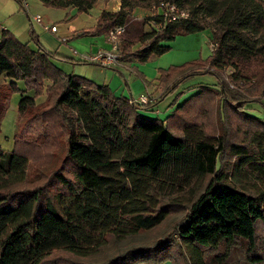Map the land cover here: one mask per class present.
Returning a JSON list of instances; mask_svg holds the SVG:
<instances>
[{"label": "trees", "instance_id": "1", "mask_svg": "<svg viewBox=\"0 0 264 264\" xmlns=\"http://www.w3.org/2000/svg\"><path fill=\"white\" fill-rule=\"evenodd\" d=\"M15 1L26 13L25 0ZM39 1L86 13L98 0ZM159 1L120 0L118 12H102L77 36L127 32L133 8L151 11ZM164 1L187 19H143L138 26L150 32L122 39L121 61L162 56L165 44L207 21L212 50L205 63L160 70L163 91L145 106L65 74L54 61H87L47 52L31 27L25 43L0 31V76L11 80L0 84V119L16 83L44 94L21 116L12 151L0 150V264H227L233 249L244 264H264V118L245 113L263 106L264 1ZM200 74L216 85L176 104L180 85ZM174 95L164 120L143 114Z\"/></svg>", "mask_w": 264, "mask_h": 264}, {"label": "rangeland", "instance_id": "2", "mask_svg": "<svg viewBox=\"0 0 264 264\" xmlns=\"http://www.w3.org/2000/svg\"><path fill=\"white\" fill-rule=\"evenodd\" d=\"M264 1V0H263ZM23 3H27L30 6V12H22L18 4L15 0H0V24L5 25L3 22L5 20H9L11 18H14L16 26L18 28H24V33L22 30L21 35H16V38L20 42H29L30 41V25L28 19L34 15H40L43 17H46L48 19V22H51L50 24H56L57 26L61 27L63 25V20L65 18V12H63L61 9H54V8H47L43 6L39 0H25ZM15 8L19 9V12H13ZM151 13V11H150ZM15 14V15H12ZM76 14H85V13H77ZM30 16V17H29ZM132 25L129 28V32L125 33L122 37V39H132L139 35V33H134L136 30L135 27H138V23L140 22H131ZM140 26V25H139ZM204 26L206 27L203 31L188 35V36H179L177 37L173 42L167 43L165 45H170V50L159 57H153L150 58L145 63H140L136 60H132L134 65L130 64L131 67H142V70L145 71V73L148 75L149 78L155 79L157 76H159L160 70H166L170 68L171 66H181L187 62H193L198 61L199 63H205L208 61L212 44H211V33L212 30L209 28V22H205ZM36 32L37 29H35ZM211 31V32H210ZM35 34V32H34ZM80 34V33H79ZM36 35V34H35ZM37 37V36H36ZM84 37H91V38H100L103 37V35L100 36H77L74 40H71L69 43H74L77 40L84 38ZM106 38V37H105ZM39 41V40H38ZM107 42V41H106ZM40 43V42H39ZM42 43V42H41ZM40 43V44H41ZM45 44V43H42ZM41 46L43 47V45ZM69 44L68 47L63 46L61 47V52L65 54H70L71 48L72 50H75L77 53V57L85 56L87 53L80 52L81 50L77 49L76 47H72V45ZM29 46L32 50L36 49V46L34 43H29ZM47 46V45H45ZM48 47V46H47ZM44 48V47H43ZM138 47H135L134 49H137ZM45 49V48H44ZM46 50V49H45ZM47 52H50L46 50ZM56 55H59L61 57L69 58L67 56H64L62 54L50 52ZM93 54V53H91ZM89 54V55H91ZM72 59V58H70ZM75 59H73L74 61ZM80 60H75L76 63H78ZM82 61V60H81ZM86 61V60H84ZM131 62V63H132ZM55 65L60 68L65 74L68 75H76L83 78H86L91 81L92 78L95 80H100L103 77H106L108 75L110 69H107V71H104L100 68H96V63H92L87 61V64H69L65 62H59L54 61ZM2 81V76H0V82ZM150 81V80H149ZM217 80L214 76L209 74H200L195 75L192 77L187 78L182 85H180V89H178L177 93L182 92L183 94L179 97L176 104H181L184 102V100L189 99L190 97L196 95L199 92V87L206 86L213 88L214 85H216ZM17 88L19 91H15L9 100V106L5 113V115L0 119V150L4 152H11L13 149V137L16 132V127L21 119V116L24 114L26 109L30 105V102L26 99L27 97L21 98V101L19 102L20 96H29L34 101L32 104H40L44 101V94H41L38 97H35L33 91H26V87L22 82L16 83ZM25 91L24 94H21L20 92ZM163 88L160 87L159 92L162 93ZM160 95V94H159ZM158 93L156 95H150L154 102L157 101V98L159 97ZM169 97V98H168ZM175 95L167 96L163 99L162 102H160L154 109L153 112L144 113L147 116L152 117H158L161 120H164L167 116H169L173 110L174 106L171 108H168L169 104H171L172 100L174 99ZM176 106V105H175ZM251 106L256 107L255 104H251L247 106V109L245 111L246 114L251 115L249 111L251 110ZM261 110L262 116L261 119L264 118V105L258 107ZM157 111V114L154 113ZM226 110L224 112V115L226 117ZM260 118V117H259ZM218 119V118H217ZM218 121V120H217ZM216 125H219V122H216ZM30 133H33L34 131L32 129L29 130ZM42 171H44V168H41ZM178 220V217H175L171 220V223L167 225V227L164 229V232L167 234L172 233V226L174 222ZM161 231L153 232V233H147L140 236H137L135 238H132L128 241L129 246L137 245L142 242H146L151 240L152 238H155L159 236ZM244 261L242 260L241 254L239 253L238 249H233L230 253V259L227 264H244ZM169 264V263H167Z\"/></svg>", "mask_w": 264, "mask_h": 264}, {"label": "crops", "instance_id": "3", "mask_svg": "<svg viewBox=\"0 0 264 264\" xmlns=\"http://www.w3.org/2000/svg\"><path fill=\"white\" fill-rule=\"evenodd\" d=\"M24 5L26 7V12L29 13L30 6L27 3H24ZM120 9H121L120 0H98L96 4L93 6V8L88 10L85 14L77 15L76 14L77 10L73 8H67L62 10L63 12H65V18L63 20V25L61 27L57 26L55 23L50 24L51 22H48V19L46 17L40 16L38 14L34 16H40L43 21L42 24L38 25L34 23L32 21V18L34 16L32 17L29 16L30 18L28 19V21L30 27L35 32L39 42L45 43V44L42 43L41 44L46 50L50 52L62 54L64 56L72 58V60L75 59L81 61L85 56L87 57L93 56L98 51H105L109 49V45L106 42V38H105L106 35H103V37L100 38L84 37L72 43L73 45L69 42L71 40H74L79 33L94 28L102 12L116 13ZM13 12L17 13L19 12V9L14 7ZM130 14H131V21L134 23L141 22L143 19L151 16L150 10H146L142 8H133L130 11ZM3 23L5 25L0 24V31L2 30L9 31L15 37L17 34L21 35L22 30L24 29V28H18L16 26L14 18L5 20ZM45 27H56V32L51 33L49 30L45 29ZM135 28L136 30H134L135 31L134 33H139L140 35L142 33L150 32L151 26L146 24ZM35 29H37L38 32H36ZM128 32L129 29L127 30V33ZM211 38H212V33H211ZM69 44H71L72 47L74 46L77 49L81 50L80 52L87 54H85V56L77 57V53L75 52V50H72L71 48H69L71 50L70 54L62 53L60 51L61 47L63 46L68 47ZM45 45H47L48 47ZM131 62L132 60L122 61L121 65L117 67H109V68L99 65L96 68H100L104 71L110 69V71L108 75H106V77H103V79L101 78L100 80H95L94 78H92L91 82H93L96 85H107L115 97L137 99L140 95H144V94L147 95H152V94L156 95V93H158V95L161 94L159 92L160 87L158 86L157 83L158 76L156 77V79H155V75L153 76L154 78H149L148 75L145 73V71L142 70V67H137V68L131 67L130 64L134 65V63ZM3 83H11V80L5 79L2 76V81L0 82V84ZM24 97H27L26 99L28 100V102H30V105L34 106L33 102L35 100L33 99L34 100L33 101L32 98L29 96H20L19 102L21 101V98ZM263 105H264V100H263ZM255 106L256 107L251 106V110L249 111V113L253 116L261 118L262 113L261 110L258 108L259 105L255 104ZM154 113L157 114V111H155Z\"/></svg>", "mask_w": 264, "mask_h": 264}, {"label": "built area", "instance_id": "4", "mask_svg": "<svg viewBox=\"0 0 264 264\" xmlns=\"http://www.w3.org/2000/svg\"><path fill=\"white\" fill-rule=\"evenodd\" d=\"M159 15L164 23H173L180 20H185L188 17V13L185 10H181L177 6L161 0L157 5L153 6L151 9V16ZM32 21L36 24H42L43 21L40 16H34ZM51 33L56 32V27H45ZM125 27H117L113 30H110L106 35V41L109 45V49L105 51H98L93 56H85L83 60L96 63L103 67H117L121 65L120 58V42L121 37L125 34ZM131 104L145 106L151 103H154V99L147 94L140 95L137 99H130Z\"/></svg>", "mask_w": 264, "mask_h": 264}]
</instances>
